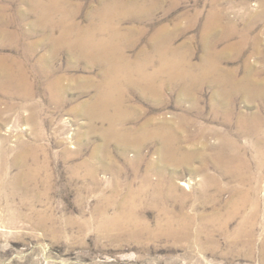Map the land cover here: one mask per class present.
<instances>
[{
    "label": "rangeland",
    "instance_id": "rangeland-1",
    "mask_svg": "<svg viewBox=\"0 0 264 264\" xmlns=\"http://www.w3.org/2000/svg\"><path fill=\"white\" fill-rule=\"evenodd\" d=\"M35 1L0 0V56L30 83L0 68V264H264V100L239 90L264 78V0H58L46 26ZM64 14L118 25L125 63L73 46Z\"/></svg>",
    "mask_w": 264,
    "mask_h": 264
},
{
    "label": "bare ground",
    "instance_id": "bare-ground-1",
    "mask_svg": "<svg viewBox=\"0 0 264 264\" xmlns=\"http://www.w3.org/2000/svg\"><path fill=\"white\" fill-rule=\"evenodd\" d=\"M151 1L152 2H156V3L160 2L159 0H151ZM35 3H36V9H37V11H39L40 23L42 25H45V26H46V24H48V22H52L51 21L52 19L51 20L48 19L49 15L54 10H59V8H60L59 6H61V4L59 3L58 0H53L51 3L47 4V7L45 5H43L40 1L36 0ZM38 4H39V6H37ZM63 5H65V4H63ZM150 6L151 7H146V6L142 5L141 9H143V11H145V12L148 11V14H149V13L152 12V10L156 9L155 6H157V5L154 6V4L151 3ZM116 8H117V6H116ZM111 11L112 10H106L105 12H103L104 14L102 13V17L101 18H102L103 21H104V19H108V17H106L108 14H110V15L113 14ZM225 14L226 13L224 11H222L221 9H219V8H216V9H214L212 11V13H211L212 16L210 18V21L208 22V24H206L207 28L209 29V31L212 28L215 27V24L217 22H219L224 17ZM61 17H62L61 18V22L65 23V26H64L65 27V29H64V32H65L64 38H66V37L68 38L71 35L75 37L74 40L72 39L73 40V46H83V47L88 48L90 50L91 49H99L102 52V55L104 56V58L106 60H109L110 62L112 61L113 64H116V63L117 64H124L125 63V62H122V60H121V59H123V55L121 54L119 57H117L116 56L117 54H116V51H115V48H114V46H122L123 45V44L121 45V42L123 40V36L120 34L121 30H120V27L118 25L114 26L111 23H109L110 25H108V24H106L105 22L102 21L99 24L97 23L98 25L93 23V25H88L86 27H82L81 25H78L77 23L75 24V22L74 23H72V22L71 23H67L71 19H70V17L66 16L65 14L62 15ZM234 23H235V21L229 20V24H231L232 28L236 27V25H234ZM216 27H218V26H216ZM206 32L207 31L205 30V33ZM204 37H205V35H204ZM221 38H223V37H221ZM171 42H172V40L166 39V40H163L162 42H160V44L157 45V46H173ZM169 62L166 65H170ZM171 63H173V62H171ZM128 64H130V63H128ZM0 68H2L1 69L2 72L7 73L6 74L7 76H12V75H15L17 73L18 77L14 81L17 84H19V85H30L29 80H27V75L24 73V70L21 71L22 66H18V68L16 70H14V66L11 65V64H8L6 62V58L5 57L0 56ZM166 68H167V66H166ZM172 68L173 69L177 68V70L179 69V71H180V68L178 67V65L176 63L173 64ZM205 68L206 69H204V71L202 72V76L205 75V77L213 76L216 79L226 80L227 76L232 74V72L229 71V70L221 71V69H219L218 66H216L212 62H210ZM15 71H17V72H15ZM178 74L186 75L187 73L186 72H182V73L180 72ZM187 75L189 77H196L197 76L194 72H189ZM240 87L241 88L239 90L240 91H244V93L248 94L249 97L251 95V98H262L264 100V78H261V79L257 78V79H254L251 82L247 80V82H245V84L241 85ZM260 112H262V111H257L255 115L251 116L252 120L255 121V126L252 129L249 130L250 132L248 131L252 135V137L253 136L255 137L256 134H257V136L264 135V114L260 113ZM240 118H241L242 124H245L244 123L245 120L248 122V120L250 119V116H245L244 114H242V115H240ZM252 120H251V122H252ZM240 128H242V127H240ZM168 131L171 132L170 130H168ZM167 133H168L167 131H163L162 136L165 137V138L167 137L166 139L168 140V143H167L168 153L170 155H177V153H179V151H178L177 148H175V146L173 147V144H172L174 142V137L171 135V133H170V137L166 136ZM258 138L260 139V137H258ZM258 156L262 160V165H264V139H261V144L258 145ZM239 162H240V165H239V170L237 172H239V174H242V172H244L245 169H246V161H245L244 155L241 152L239 154ZM182 183L186 185V183H184V182H182ZM249 195H250L249 192L244 190V193H243V196H242V199H241L242 202H240L242 205H244L246 202H248V199L250 201V196ZM258 205L259 204H258L257 201L256 202L253 201L254 211L258 210V207H259ZM255 214H256V212L254 213V215ZM251 217H253V216H251ZM118 219H119V217H116V220H118Z\"/></svg>",
    "mask_w": 264,
    "mask_h": 264
}]
</instances>
